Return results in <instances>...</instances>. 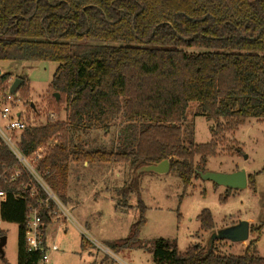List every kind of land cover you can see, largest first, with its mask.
<instances>
[{
    "label": "trees",
    "instance_id": "1",
    "mask_svg": "<svg viewBox=\"0 0 264 264\" xmlns=\"http://www.w3.org/2000/svg\"><path fill=\"white\" fill-rule=\"evenodd\" d=\"M0 60L59 64L50 85L60 94L54 102L66 103L67 120L32 124L18 141L26 156L45 148L37 168L55 195L65 202L71 162L129 163L136 175L118 190L126 201L139 194L141 167L169 159L187 187L218 155L220 130L264 118V0H0ZM22 79L17 90L27 96ZM190 102L218 121L208 143L184 139ZM119 117L126 124L119 150L73 145L72 133L109 130ZM19 167L0 143V220L19 226L18 264H41V252L27 251V215L38 207L45 233L56 205L27 173L13 177ZM138 208L128 235L109 243L114 253L143 247L141 199ZM200 220L202 229L214 225L209 210ZM150 251L154 264H264L248 247L242 255L198 244L180 252L174 240L156 238Z\"/></svg>",
    "mask_w": 264,
    "mask_h": 264
},
{
    "label": "rangeland",
    "instance_id": "2",
    "mask_svg": "<svg viewBox=\"0 0 264 264\" xmlns=\"http://www.w3.org/2000/svg\"><path fill=\"white\" fill-rule=\"evenodd\" d=\"M58 65L52 61L0 60V73L26 80L29 93L23 96L21 90L15 92L18 98L14 105L17 101L18 106L14 112L22 110L34 121L32 124L49 121L51 111L57 120H67L66 103L54 102L50 85ZM199 110L197 102H190L183 123L187 144L210 142L218 124L200 115ZM125 126L119 117L109 130L82 128L71 134L73 145L85 150H119L125 145ZM217 140L218 155L207 158L206 169L222 173L244 169L253 178L245 188L227 189L201 175L194 176L185 187L175 171H138L139 194L130 192L125 201L118 190L136 175L129 163L71 162L65 202L58 198L56 204H62L55 209L59 217L46 227L48 246L58 247L48 250L50 264H154L150 247L156 238L174 240L180 252L198 244L225 256L242 255L247 247L251 253L264 256V118H248L233 131L222 129ZM140 199L146 206V222L140 234L144 245L114 253L109 243L128 235L139 217ZM205 210L214 221L211 229L201 228L200 215ZM243 221L249 226L248 239L233 241L220 236L223 230ZM18 227L17 223L0 220L6 237L0 264H18Z\"/></svg>",
    "mask_w": 264,
    "mask_h": 264
},
{
    "label": "built area",
    "instance_id": "3",
    "mask_svg": "<svg viewBox=\"0 0 264 264\" xmlns=\"http://www.w3.org/2000/svg\"><path fill=\"white\" fill-rule=\"evenodd\" d=\"M4 74V73H3ZM0 73V143L5 144L16 156L19 169L15 171L13 177H18L22 173H27L48 195V199L54 201L55 205L59 207L60 204H56L58 197L51 190L44 179L43 173L37 168L36 161H38L45 154V148L40 147L36 149L31 156H26L18 146L20 133L28 128L34 121L30 120L28 116L22 110L14 112L18 104L14 105V101L17 100L15 93L10 92V85L14 81L10 76L5 82L2 81L3 75ZM49 121H56V113L51 111L49 114ZM35 162V163H34ZM36 164V166H34ZM3 193L0 192V195ZM57 207V208H58ZM60 208V207H59ZM58 216L57 210H54V217ZM26 247L27 251L42 253L41 264H50L48 250H58L57 245L53 244L48 246L43 231V219L39 213L38 207L31 208L26 219Z\"/></svg>",
    "mask_w": 264,
    "mask_h": 264
},
{
    "label": "water",
    "instance_id": "4",
    "mask_svg": "<svg viewBox=\"0 0 264 264\" xmlns=\"http://www.w3.org/2000/svg\"><path fill=\"white\" fill-rule=\"evenodd\" d=\"M1 72V71H0ZM23 79L16 78L11 86L10 92L15 93L19 86L22 84ZM53 95L59 100L60 94L58 92ZM142 171H151L159 174H164L170 171V160L164 159L157 164H149L139 169ZM203 179H208L216 183L217 185L225 186L226 188H245L248 185V175L244 169L233 172H214L206 171L201 174ZM221 237L229 238L233 241H244L249 237V226L246 221L239 223L237 226L229 227L220 234ZM6 242V237L0 238V251L3 254V245Z\"/></svg>",
    "mask_w": 264,
    "mask_h": 264
},
{
    "label": "crops",
    "instance_id": "5",
    "mask_svg": "<svg viewBox=\"0 0 264 264\" xmlns=\"http://www.w3.org/2000/svg\"><path fill=\"white\" fill-rule=\"evenodd\" d=\"M45 238H46V242H47L46 229H45ZM125 251H130V250H125Z\"/></svg>",
    "mask_w": 264,
    "mask_h": 264
}]
</instances>
